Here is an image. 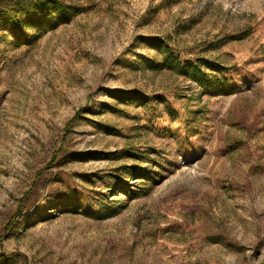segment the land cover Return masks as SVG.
<instances>
[{"label": "rangeland", "instance_id": "374dc122", "mask_svg": "<svg viewBox=\"0 0 264 264\" xmlns=\"http://www.w3.org/2000/svg\"><path fill=\"white\" fill-rule=\"evenodd\" d=\"M45 1L0 0V264H264V0Z\"/></svg>", "mask_w": 264, "mask_h": 264}, {"label": "trees", "instance_id": "16d2710c", "mask_svg": "<svg viewBox=\"0 0 264 264\" xmlns=\"http://www.w3.org/2000/svg\"><path fill=\"white\" fill-rule=\"evenodd\" d=\"M45 2L46 3L44 5H42L41 7L46 8L47 6H50L51 4L61 6V4L59 2H54L53 0H46ZM35 11L37 12V14L39 12H42V10H38V9H36ZM7 13H8V16H9L10 20H15V21L17 20L16 14L13 11H8ZM28 17H29V19H35V18L32 17V15L30 13H28ZM173 61L178 63V66L180 68L181 73H184V72H186L188 70V68H191V70H192L191 71V77L194 78V79H197L201 83H204L205 73L201 70L202 61H197L196 63L192 62V61H187L185 63H181L178 60H172V62ZM221 71L222 72H227V70H225V69H222ZM226 77L227 76L225 74L224 78H226ZM216 78L217 77L215 76V79Z\"/></svg>", "mask_w": 264, "mask_h": 264}]
</instances>
